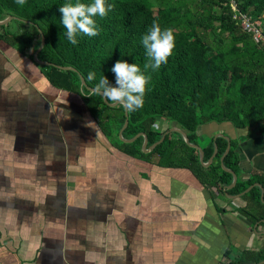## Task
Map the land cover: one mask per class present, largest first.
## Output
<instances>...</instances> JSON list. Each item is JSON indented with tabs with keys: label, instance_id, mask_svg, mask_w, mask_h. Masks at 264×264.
<instances>
[{
	"label": "crops",
	"instance_id": "0c3cea01",
	"mask_svg": "<svg viewBox=\"0 0 264 264\" xmlns=\"http://www.w3.org/2000/svg\"><path fill=\"white\" fill-rule=\"evenodd\" d=\"M28 54L0 41V264L264 261V186L251 184L264 176V135L197 128L202 149L219 135L237 144L244 189L229 194L235 185L219 190L118 150L82 98L50 86ZM55 107L74 120L56 121Z\"/></svg>",
	"mask_w": 264,
	"mask_h": 264
},
{
	"label": "trees",
	"instance_id": "16d2710c",
	"mask_svg": "<svg viewBox=\"0 0 264 264\" xmlns=\"http://www.w3.org/2000/svg\"><path fill=\"white\" fill-rule=\"evenodd\" d=\"M234 1L238 11L262 22L264 34V0ZM69 2L78 0H27L23 7L16 0H0V21L13 17L0 25V41L23 55L29 50L27 57L34 62L33 55L43 35L45 43L37 58L48 65L34 64L50 86L82 98L104 137L118 136L126 119L124 108L106 102L90 89L102 76L111 86H117L111 69L118 61L137 64L144 75L151 77L143 108L127 112L124 139L142 134L149 148L168 131L153 129L160 118L184 132L192 145H197V128L210 123H230L235 129H247L248 136L254 131L264 135V43L255 42L250 33L235 25L229 0H159L156 12L149 0H106L114 7L106 17L95 18L99 35L78 33L77 45L68 41L61 22L60 7ZM153 22L171 28L175 37L173 54L154 72L144 70L147 57L140 43ZM66 67L71 69L64 70ZM89 72H95V80H87ZM143 140L139 136L132 143L117 141L113 146L154 166L187 169L200 183L219 190L232 182V175L221 170L220 165L202 166L198 151L188 146L178 132L165 134L151 152L142 151ZM229 142L223 165L236 173L237 144ZM227 143L223 137L212 140L202 149L203 162L212 156L214 145L215 158L219 159ZM256 181L264 186V176L254 177L251 184ZM240 188L244 189L236 183L228 193L236 194ZM259 194L256 188L251 189L250 201L260 204Z\"/></svg>",
	"mask_w": 264,
	"mask_h": 264
},
{
	"label": "clouds",
	"instance_id": "9594fccd",
	"mask_svg": "<svg viewBox=\"0 0 264 264\" xmlns=\"http://www.w3.org/2000/svg\"><path fill=\"white\" fill-rule=\"evenodd\" d=\"M27 0H16L18 6L23 7ZM114 5L106 0H91V3H65L60 7L62 25L66 29L65 35L72 45H77V35L81 33L88 37L99 35L96 17L104 18ZM140 43L145 49L147 60L144 70L157 71L168 62L175 48V37L171 28H162L158 22H153ZM111 71L115 74L116 85L111 86L105 76L100 77L98 83L90 91L99 95L112 105H120L127 112L133 113L144 106V96L151 77L141 72L137 64L118 61ZM96 79L95 72H89L88 81ZM157 126L153 125L155 129Z\"/></svg>",
	"mask_w": 264,
	"mask_h": 264
},
{
	"label": "water",
	"instance_id": "95a60500",
	"mask_svg": "<svg viewBox=\"0 0 264 264\" xmlns=\"http://www.w3.org/2000/svg\"><path fill=\"white\" fill-rule=\"evenodd\" d=\"M12 19H13V17H8L7 19H5V20H3V21H0V25L7 24V23H9ZM40 38H41V39H40V46H39V48L37 49V51H36V52L34 53V55H33V61H34L36 64H38V65H48V63H46V62H41V61L38 60V58H37L38 53L41 51V49H42V47L44 46V43H45L44 36L41 35ZM63 69H64V70H69V69H71V68H67V67H66V68H63ZM81 83H82V85H85V81H84L83 78H81ZM124 112H125V117H126V119H125V121H124V124H123L122 128H121L120 131H119V136H120V138L122 139V141H124L125 143H132V142H134L139 136H142V137H144L143 144H142V151H143V152H151V151H152V150H153L158 144H160V143L163 141L165 134H167V133H169V132H178L179 134H181V136L183 137L184 142H185L188 146H190V147H192V148H195V149L198 151V154H199V162H200V164H201L202 166L207 167V166H209V165L212 163V159L215 157V155H216V153H217L216 145H214V151H213L212 156L208 159V161H207L206 163H204V162H203L204 154H203V150H202V148H201L198 144H197V145H192V144H190L188 138H187L186 135H185V133L182 132L179 128H171V129H169V130H168V131H167V132H166V133L160 138V140H159L158 142H156L155 144H153V145L150 146L149 148H147V139H146V137H145L144 135H142V134H138V135H136L135 137H133V138H131V139H128V140L124 139V138L122 137V133H123L124 129L127 127V124H128L127 111L124 109ZM218 137H222V136L219 135ZM216 138H217V137H215L214 139H216ZM225 139H226V138H225ZM226 140L228 141V139H226ZM229 149H230V144H229V141H228L227 148H226L224 154L220 157L219 162H220V165H221L222 170L232 175V183H231V187H232V186L235 185V183H236V174H235L233 171L226 169V168L224 167V165H223V159H224V157L227 155ZM233 197H238V196H233ZM262 263H264V261H263ZM262 263H261V264H262Z\"/></svg>",
	"mask_w": 264,
	"mask_h": 264
},
{
	"label": "built area",
	"instance_id": "2783aa9c",
	"mask_svg": "<svg viewBox=\"0 0 264 264\" xmlns=\"http://www.w3.org/2000/svg\"><path fill=\"white\" fill-rule=\"evenodd\" d=\"M231 5V10L233 12L232 19L239 28L243 31L248 32L252 35L255 42L264 43V34L262 32V22L258 20H253L250 16L245 13L238 11L236 7V2L234 0H229ZM264 264V263H262Z\"/></svg>",
	"mask_w": 264,
	"mask_h": 264
},
{
	"label": "rangeland",
	"instance_id": "374dc122",
	"mask_svg": "<svg viewBox=\"0 0 264 264\" xmlns=\"http://www.w3.org/2000/svg\"><path fill=\"white\" fill-rule=\"evenodd\" d=\"M149 2L151 3V5H152V10L154 11V12H156L157 11V8H158V6H160L159 4H160V2H159V0H149ZM212 47H210V49H211ZM214 49V48H213ZM215 50V49H214ZM28 52L30 53V51L28 50ZM76 108H78L77 106H75V109ZM82 110V109H81ZM55 120L57 121V120H60V121H62L63 120V117H66L67 119H70V115L72 114V113H69L68 114V111H66V112H61L60 111V108L59 107H55ZM68 114V115H67ZM73 116V117H72ZM71 117H72V121L74 120L73 118L75 117V115L74 114H72L71 115ZM154 125H156L157 127L154 129V130H156V131H159V132H164V131H166V130H169V129H171V128H176V127H174V125H173V123H170V122H168L167 120H165V119H163V118H160V119H158V120H156V122H155V124ZM71 126H72V129H74V127H75V124L72 122V124H71ZM59 128H56V125H55V131H57ZM86 131H96L97 129H95V127H88V126H86V129H85ZM169 133H172V132H169ZM112 141L113 142H117V141H122V139L120 138V136H119V132H118V136L116 137V135H113L112 136ZM197 144H198V142H197ZM219 160H220V158L218 159V158H215V161L216 162H218V165H220V162H219ZM220 167H221V165H220ZM221 170H222V168H221Z\"/></svg>",
	"mask_w": 264,
	"mask_h": 264
}]
</instances>
